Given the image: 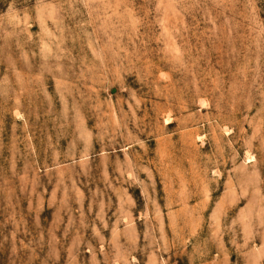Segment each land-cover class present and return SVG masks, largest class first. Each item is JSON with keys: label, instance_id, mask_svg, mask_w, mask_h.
<instances>
[{"label": "rangeland", "instance_id": "374dc122", "mask_svg": "<svg viewBox=\"0 0 264 264\" xmlns=\"http://www.w3.org/2000/svg\"><path fill=\"white\" fill-rule=\"evenodd\" d=\"M0 264H264V0H0Z\"/></svg>", "mask_w": 264, "mask_h": 264}]
</instances>
